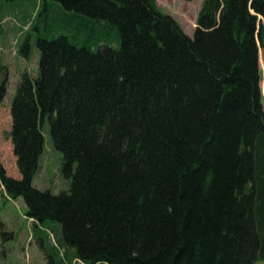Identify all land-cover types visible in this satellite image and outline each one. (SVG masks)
<instances>
[{
  "label": "trees",
  "instance_id": "obj_1",
  "mask_svg": "<svg viewBox=\"0 0 264 264\" xmlns=\"http://www.w3.org/2000/svg\"><path fill=\"white\" fill-rule=\"evenodd\" d=\"M34 20L39 73L11 106L21 177L0 165V182L49 264L264 260V0H203L193 36L157 0H41ZM45 123L68 190L33 183Z\"/></svg>",
  "mask_w": 264,
  "mask_h": 264
},
{
  "label": "rangeland",
  "instance_id": "obj_2",
  "mask_svg": "<svg viewBox=\"0 0 264 264\" xmlns=\"http://www.w3.org/2000/svg\"><path fill=\"white\" fill-rule=\"evenodd\" d=\"M41 0H0V79L7 80V93L0 103V165L7 175L20 178L17 158L11 137V106L23 72L32 76L39 73L40 51L36 37L35 15ZM203 0H157L158 6L174 16L184 31L193 36ZM34 22V23H33ZM31 23L33 25L31 26ZM40 21H37V25ZM42 26V24L40 23ZM30 38L28 56L20 52L27 38ZM260 82L264 102V49L260 47ZM45 151L41 168L34 177V185L53 192L68 190L72 178L62 170L64 156L55 148L49 125L45 123ZM27 204L23 198H10L0 182V264H49L45 251L40 246L33 219L27 215ZM53 240V238H52ZM255 264H264L259 260Z\"/></svg>",
  "mask_w": 264,
  "mask_h": 264
},
{
  "label": "water",
  "instance_id": "obj_3",
  "mask_svg": "<svg viewBox=\"0 0 264 264\" xmlns=\"http://www.w3.org/2000/svg\"><path fill=\"white\" fill-rule=\"evenodd\" d=\"M259 18L263 19V16L262 15H259ZM260 44V43H259Z\"/></svg>",
  "mask_w": 264,
  "mask_h": 264
}]
</instances>
